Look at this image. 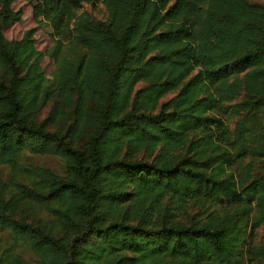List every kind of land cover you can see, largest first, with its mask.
<instances>
[{
  "label": "trees",
  "instance_id": "obj_1",
  "mask_svg": "<svg viewBox=\"0 0 264 264\" xmlns=\"http://www.w3.org/2000/svg\"><path fill=\"white\" fill-rule=\"evenodd\" d=\"M83 1L106 16L79 12ZM12 2L0 0V264H28L20 247L40 264H264L252 238L264 225V3L36 0L57 35L42 50L31 29L4 35L21 18ZM236 97L232 131L215 113Z\"/></svg>",
  "mask_w": 264,
  "mask_h": 264
},
{
  "label": "rangeland",
  "instance_id": "obj_2",
  "mask_svg": "<svg viewBox=\"0 0 264 264\" xmlns=\"http://www.w3.org/2000/svg\"><path fill=\"white\" fill-rule=\"evenodd\" d=\"M252 1H260L264 3V0ZM35 2L36 0H13L12 8L15 10L21 9V18L18 21L4 27L3 33L9 39H17L20 38L26 30L31 29L35 37V43L37 47L42 50H51L56 44V31L55 29H53L52 23L48 19H45L42 16H37L34 13L33 5ZM83 10L87 11L91 16L96 18H104L106 16V10L104 8V5L99 1L93 3L83 1L82 6L79 8V12ZM56 63V56L48 54L44 56L42 64L44 66L45 73L48 77H53L56 68ZM174 93L175 91H171L166 96H164L163 99L170 97ZM235 101H237V97L231 102L227 101L225 103V106L220 109L221 111H217L215 113V115L221 117L225 121L229 129H231L232 131H234V121L237 116L236 114L232 113L229 107L231 103H234ZM26 159L33 163L46 165L58 171L62 170V162L60 158L55 155L29 154ZM7 177L8 168L0 165V178L6 179ZM196 210V207H193L190 211L192 213ZM9 234L10 227L6 225L4 226L0 223V239H2V242H4L3 239L6 238ZM252 238L255 242H260L264 240V225H260L259 227L254 229ZM19 251L21 255L26 259L28 264H40L37 260L36 254L30 251L29 249L20 247Z\"/></svg>",
  "mask_w": 264,
  "mask_h": 264
}]
</instances>
